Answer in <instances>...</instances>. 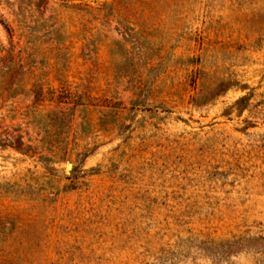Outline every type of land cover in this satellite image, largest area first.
<instances>
[{
  "label": "rangeland",
  "instance_id": "rangeland-1",
  "mask_svg": "<svg viewBox=\"0 0 264 264\" xmlns=\"http://www.w3.org/2000/svg\"><path fill=\"white\" fill-rule=\"evenodd\" d=\"M0 264H264V0H0Z\"/></svg>",
  "mask_w": 264,
  "mask_h": 264
}]
</instances>
